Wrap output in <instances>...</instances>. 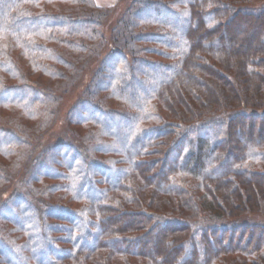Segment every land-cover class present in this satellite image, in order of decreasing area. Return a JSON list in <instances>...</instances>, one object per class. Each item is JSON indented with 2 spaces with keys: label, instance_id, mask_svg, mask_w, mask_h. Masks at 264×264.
<instances>
[{
  "label": "trees",
  "instance_id": "trees-1",
  "mask_svg": "<svg viewBox=\"0 0 264 264\" xmlns=\"http://www.w3.org/2000/svg\"><path fill=\"white\" fill-rule=\"evenodd\" d=\"M124 2L107 44L96 0H0V158L25 163L0 162V211L18 204L0 247L16 264H264V124L241 135L264 121V2ZM85 56L101 63L68 114L85 134L28 151L59 103L40 78Z\"/></svg>",
  "mask_w": 264,
  "mask_h": 264
},
{
  "label": "rangeland",
  "instance_id": "rangeland-1",
  "mask_svg": "<svg viewBox=\"0 0 264 264\" xmlns=\"http://www.w3.org/2000/svg\"><path fill=\"white\" fill-rule=\"evenodd\" d=\"M107 1V2H106ZM262 0H252V5L253 7H260L263 5ZM101 4L102 6L107 8V9H112L110 11V16L108 21H104L103 25L104 27L102 28L103 35H105V38L107 40V44L111 43L113 39H115L119 35V31L117 29H114L117 27V21L119 20V15L123 12L125 9V2L124 0H102ZM101 6V5H100ZM101 6V7H102ZM152 11H146L142 17H148L150 16ZM121 18V17H120ZM250 28H252L251 25H249ZM246 37L249 36V33H246V35H243V37H238L234 40L235 44L237 46L239 45H245V39ZM250 40H247L250 45L255 46L258 43V39L255 38H249ZM249 56H253L251 53ZM69 59V58H68ZM71 61V59H69ZM101 63V57H95V56H85V59L81 61V63H78L77 68L74 71H67V75L69 79L66 80H59V81H48L47 79L40 78V81L42 82V86L44 87H49L51 89H55L57 91V95L59 97V103H58V108H57V114L51 124H49L45 129H40L39 132H37L38 140H34L33 138L30 139L29 143L31 146H29L28 151H31V149L37 145L41 144L42 147L39 148V152L41 151V154L43 152H46L49 148L56 146L57 144H71L74 142V134L79 132L81 135H84L85 132L82 128H79L78 126H74L71 124L68 120V114L70 111V108L72 105L77 101L79 94L83 90V88L86 85H89V81L91 78V75L94 73L96 69L100 66ZM108 68L113 67V63L107 64ZM58 84V85H57ZM63 86V87H62ZM66 91V92H65ZM248 106V104L246 105ZM87 111H91V108L87 107ZM17 116V115H16ZM79 117V115H78ZM21 119V118H20ZM22 122L27 123L30 127L36 128V123L31 122V121H26L24 119H21ZM256 122L258 126H263L264 121L257 120L253 116L251 117V120L247 122V124H244L241 127V135L246 137V133L248 132V128H251L253 126V123ZM46 125V124H45ZM44 125V126H45ZM8 126V125H5ZM109 128L113 131L115 128L120 131L121 127L118 124H110ZM210 132H208L207 135L204 136L205 139L208 138ZM257 137H260V134L257 133ZM36 138V137H35ZM77 138V137H76ZM39 141V142H38ZM73 141V142H72ZM237 141H240V137L237 136ZM77 144V143H76ZM52 153L54 155V150H52ZM54 159V156L52 159H50L46 164L39 165V167L36 169L34 176L38 175H43V174H50L51 171H53L52 168V161ZM0 162L3 164H6L9 166L7 170L14 175L15 178H19L21 175H23V166H25V163H20L19 165L16 166V169L14 171L11 170V167L13 166V163L6 161L2 158H0ZM21 165V166H20ZM123 173V172H121ZM109 174H111L112 180L117 179L118 175H120V172H115L111 171ZM15 181H12L9 185H14ZM259 194H263L264 188L259 187L258 189ZM248 192V189H247ZM92 198L98 197L95 193L91 194ZM235 202H238V200L235 198ZM241 203L242 200H241ZM249 203V201H247ZM17 203H13L11 205L10 209L7 210H2L0 211V219L1 217L5 216L10 219L15 218V209L17 207ZM19 209V207H18ZM253 211V209L251 208ZM241 213V211H240ZM256 229L254 228H249L248 233H255ZM256 235L258 236H263L264 237V230L262 231H257ZM155 235V234H154ZM221 233L219 236L221 237ZM158 236V234L156 235ZM233 238L237 239L240 238V233L233 234ZM1 248V247H0ZM3 255L11 260L12 264H16L15 260V255H17L16 251L10 252L9 250L5 248H1ZM43 253V252H42ZM41 256H45L46 253L40 254ZM46 258V257H45ZM43 264H48V260L44 259L42 261Z\"/></svg>",
  "mask_w": 264,
  "mask_h": 264
},
{
  "label": "crops",
  "instance_id": "crops-1",
  "mask_svg": "<svg viewBox=\"0 0 264 264\" xmlns=\"http://www.w3.org/2000/svg\"><path fill=\"white\" fill-rule=\"evenodd\" d=\"M101 1H102V0H96V2H97L99 5L102 6L103 4H101ZM106 2H107V1H106Z\"/></svg>",
  "mask_w": 264,
  "mask_h": 264
}]
</instances>
